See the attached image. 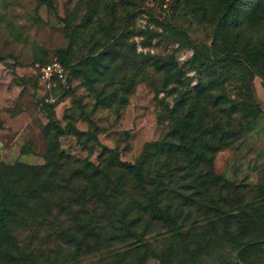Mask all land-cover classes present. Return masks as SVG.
Listing matches in <instances>:
<instances>
[{
	"label": "rangeland",
	"instance_id": "rangeland-1",
	"mask_svg": "<svg viewBox=\"0 0 264 264\" xmlns=\"http://www.w3.org/2000/svg\"><path fill=\"white\" fill-rule=\"evenodd\" d=\"M50 1L49 7L40 0H0V191L9 177L3 167L20 164L23 173L46 164L44 132L73 161L62 179L77 176L86 163L103 168L105 148L122 163L137 164L148 145L170 142L173 127L176 146L191 137L208 143L205 131L214 125L235 136L197 174L180 155L153 157L146 167L177 197L170 195L187 220L182 230L193 228L202 239L175 241L162 225L126 210L134 180L107 170L108 205L87 206L95 208L98 223L88 226L87 218L76 226L59 208L68 200L64 193L61 200L52 197L56 207L41 226L29 211L11 226V255H0V264H242L233 251L238 236L233 228L226 237L219 218L239 209V201L263 195L256 188L264 189V64L251 67L246 60L264 39V5L239 0L229 14L225 0ZM55 59L69 73L56 81L54 102L45 108L35 69ZM210 172L219 179L204 193L195 178L206 175L212 184ZM133 218H140L134 230L127 227ZM61 228L76 240L60 238ZM199 247L203 255H195Z\"/></svg>",
	"mask_w": 264,
	"mask_h": 264
},
{
	"label": "trees",
	"instance_id": "trees-1",
	"mask_svg": "<svg viewBox=\"0 0 264 264\" xmlns=\"http://www.w3.org/2000/svg\"><path fill=\"white\" fill-rule=\"evenodd\" d=\"M40 1L49 7L52 5L50 0ZM225 1L226 7L228 8L227 12L230 14L234 11L239 0ZM263 5L264 0H259L257 7L261 9ZM213 47L217 49V43L214 42ZM60 62L65 66L68 75V66L62 60ZM246 62L250 63L251 67H256L260 63L264 64V39L259 42L258 48L253 53V57L250 60H246ZM35 78L37 81L36 72ZM199 87L200 85H197L196 89L202 93L200 89H203V86ZM39 101L41 102V106L45 108L49 107V104H45L42 98ZM173 121L175 119L172 118V123ZM50 122L53 123L52 118H50ZM56 127L58 134H64L59 126L56 125ZM188 128L189 126L186 129L183 127V133L185 135ZM241 132L237 133L236 137L240 136ZM205 133L209 136L208 143L198 142V138L191 137L192 142L176 146L172 143V140L177 138L178 134L176 127H173L167 133V138L170 139V142H155L148 145L142 161L137 164L122 163L119 161L115 150L105 148L102 152V156L105 157L103 160V168L86 163L81 166V171H79L77 176L67 178L64 175L62 179L61 175L63 171L65 173L67 166L73 161L64 151L60 150L58 144L52 146L44 132V137L48 142L45 157L46 164L44 166H26L23 173H21V168L19 169V167H22L20 164L3 167L4 170L8 171L9 177L0 191V255H11L9 253L13 239L10 233L11 226H15L17 223H23L27 219L25 215L28 211L33 214L34 221L40 218L36 221V224L37 226H41L42 222L47 220L46 215H51L50 208L53 206L56 207L51 204V201H53L52 197L58 196L61 200L63 193L64 197H67L68 200L64 201V206L61 204L59 208L62 213L64 212L65 218L71 217L78 227L85 225L84 220L87 218L89 219L87 221L88 226L92 222L98 223V221H94L95 208H91L89 211L87 206L98 204L108 205L107 195H105V191L102 189V183L105 182L103 180H108L107 170L120 171L124 176L131 177L134 180L129 190L132 196H128V202H131V204L125 207L126 210L136 211L135 213L140 215V217H147L150 222L162 225L169 233L175 236V241L183 240L185 242L187 238H192L196 242L197 238L202 239L201 235L196 236L193 228H188L186 231L182 230L181 224L185 221L187 222V220L184 219L181 221V213H179L181 212V207L171 204L172 198L175 200L177 197L173 192L169 191V184L162 177L158 176L157 179H153L151 172L147 171L146 167L153 157L165 156L166 160H169L172 155L174 158H176V155H180L188 161L191 174L201 172V166L204 163L207 162V165L211 166L213 157L229 146V142L226 141L227 137L232 138L235 136L233 132L228 130L224 131L215 125L213 128L207 129ZM216 139L220 141H213ZM199 167L200 171L198 170ZM44 178L46 180L42 181ZM207 178L208 176H203V174H198L195 178L199 179L197 188H201L202 191L204 190V193L207 191V186L214 185L216 179H219L218 176L214 178L210 177L213 183L209 184L210 182H205ZM262 181L264 182V178ZM74 182H77L76 186L73 185ZM256 189L260 190V194H263L261 198L259 196L248 203L239 201V209L236 211L229 210L224 215V211H222L221 213L225 217L222 216L219 218V221L223 222L222 225L224 228L222 227V232H224L226 237H232L234 233L237 234L238 239L233 240L239 242L234 243L233 251L237 255V261L242 264H264V189L261 191L258 185ZM115 195H118V193L115 192ZM135 195L136 198L133 199ZM170 195H172V198ZM111 200L113 202L115 201L112 205V208H114L119 203L116 201L117 196H113ZM166 201L167 203H165ZM73 204L80 206V211L75 212L74 210L76 209H72L74 207ZM188 206L190 205L188 204ZM83 208L85 209L82 211ZM119 221L126 224L124 219H120ZM139 223L140 218H133L129 221L127 227L133 228L132 230H134ZM215 228L216 226L214 225ZM233 228L234 233L232 231ZM215 235L217 236V233ZM59 236L63 240L65 237L76 240V236L69 233L68 229L61 228ZM215 242L216 244L221 243L217 237ZM197 245L199 246V244ZM205 246H207L204 248L205 251L211 248L209 243ZM79 248L78 245L76 249ZM202 249V247L196 248L195 255H203L205 251H202ZM184 251L190 252L191 250L185 249ZM253 255H260V257L258 258L256 256V259H254Z\"/></svg>",
	"mask_w": 264,
	"mask_h": 264
},
{
	"label": "built area",
	"instance_id": "built-area-1",
	"mask_svg": "<svg viewBox=\"0 0 264 264\" xmlns=\"http://www.w3.org/2000/svg\"><path fill=\"white\" fill-rule=\"evenodd\" d=\"M38 86L43 91L42 99L45 104H53L51 92L55 87L56 81H61L67 76L65 66L58 60L37 66L35 69Z\"/></svg>",
	"mask_w": 264,
	"mask_h": 264
}]
</instances>
